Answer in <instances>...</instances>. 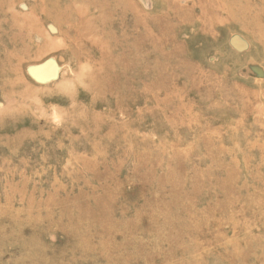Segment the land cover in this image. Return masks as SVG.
<instances>
[{"label":"rangeland","instance_id":"obj_1","mask_svg":"<svg viewBox=\"0 0 264 264\" xmlns=\"http://www.w3.org/2000/svg\"><path fill=\"white\" fill-rule=\"evenodd\" d=\"M0 264H264V0H0Z\"/></svg>","mask_w":264,"mask_h":264},{"label":"water","instance_id":"obj_2","mask_svg":"<svg viewBox=\"0 0 264 264\" xmlns=\"http://www.w3.org/2000/svg\"><path fill=\"white\" fill-rule=\"evenodd\" d=\"M231 45H232V47L233 48H235L236 50H239V51H242V50H244L245 49V45L244 44H242L241 42H239L236 38H234L233 40H231ZM43 67V66H42ZM41 66L40 67H38V68H36L35 69V72H34V75H35V73H36V71H37V77H36V75H35V77L41 82V83H45V82H47V81H51V80H53L54 78H55V74L53 73V74H51V75H49L46 79L45 78H43V79H39V75H40V73H41V68H42ZM45 79V80H44Z\"/></svg>","mask_w":264,"mask_h":264},{"label":"bare ground","instance_id":"obj_3","mask_svg":"<svg viewBox=\"0 0 264 264\" xmlns=\"http://www.w3.org/2000/svg\"><path fill=\"white\" fill-rule=\"evenodd\" d=\"M197 255V254H196Z\"/></svg>","mask_w":264,"mask_h":264}]
</instances>
